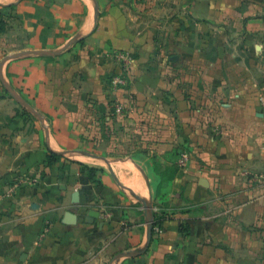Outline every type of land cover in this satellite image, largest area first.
I'll list each match as a JSON object with an SVG mask.
<instances>
[{
  "label": "crops",
  "instance_id": "1",
  "mask_svg": "<svg viewBox=\"0 0 264 264\" xmlns=\"http://www.w3.org/2000/svg\"><path fill=\"white\" fill-rule=\"evenodd\" d=\"M0 28V264H264V0H0ZM142 201L163 223L116 258Z\"/></svg>",
  "mask_w": 264,
  "mask_h": 264
},
{
  "label": "water",
  "instance_id": "2",
  "mask_svg": "<svg viewBox=\"0 0 264 264\" xmlns=\"http://www.w3.org/2000/svg\"><path fill=\"white\" fill-rule=\"evenodd\" d=\"M93 1L95 3H97V0H93ZM99 16H100L99 8H98V6H96V9H95V22L96 23L98 22ZM78 41H79L78 38H74L71 41H69L63 48H61L59 50H56V51H23L21 53L15 54V55L8 56L1 63V71H2V69L4 67V65L6 64V62H8L9 60L21 58V57L28 56V55L59 56L60 54H62L65 51H67L71 46L76 44ZM2 83L8 89V91L13 95V97H15L18 101H20V103L23 104L31 112H34L36 114L34 109L32 107H30V105H28L25 101L20 99L12 91V89L6 84V82L3 79H2ZM85 154L88 155V156L94 157V158H99L98 156L92 155L90 153H85ZM72 203L74 205H78L80 203V193L79 192L76 191V192L73 193V195H72ZM142 203L144 205L146 223H147L146 242H145L144 246L141 249H139L137 251H130V252H126V253H121L116 258H121V257L136 258V257H139V256L145 254L148 251V249H149V247L151 245L152 237H153V234H154V228H155L154 207H153V204L151 202L142 201ZM70 215H73V214L70 213ZM89 217H91V218L99 217V213H95V212L92 211V212L89 213Z\"/></svg>",
  "mask_w": 264,
  "mask_h": 264
},
{
  "label": "built area",
  "instance_id": "3",
  "mask_svg": "<svg viewBox=\"0 0 264 264\" xmlns=\"http://www.w3.org/2000/svg\"><path fill=\"white\" fill-rule=\"evenodd\" d=\"M111 62L115 63L117 67V71L113 74L111 82H110V88L112 93H116L117 91H120L124 88H126L129 84V70L131 65L133 64V56L128 52L123 51H116L110 55ZM113 108L115 109L116 113L118 115H123L126 112V107L123 103L120 101H113ZM191 154L188 151H183L180 154L179 160H178V166L182 170H186L189 167L190 161H191ZM38 182V179H27L21 184L29 183V184H35ZM19 186V185H18ZM16 186V187H18ZM158 232H161L160 229H158Z\"/></svg>",
  "mask_w": 264,
  "mask_h": 264
},
{
  "label": "trees",
  "instance_id": "4",
  "mask_svg": "<svg viewBox=\"0 0 264 264\" xmlns=\"http://www.w3.org/2000/svg\"><path fill=\"white\" fill-rule=\"evenodd\" d=\"M2 26V25H1ZM3 28H0V32H3ZM60 156L54 153H50L47 157L46 162L48 163L49 166L54 165L55 163H57L60 160ZM84 171L87 170L89 172V178L91 181H95L96 180V176L97 173L101 170L97 167H91L88 165H84L83 166ZM163 223V219L162 218H158L157 220H155V225L157 226L158 224L161 226Z\"/></svg>",
  "mask_w": 264,
  "mask_h": 264
}]
</instances>
